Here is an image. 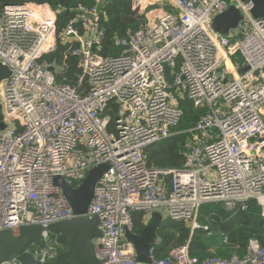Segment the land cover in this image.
<instances>
[{
	"label": "built area",
	"instance_id": "built-area-1",
	"mask_svg": "<svg viewBox=\"0 0 264 264\" xmlns=\"http://www.w3.org/2000/svg\"><path fill=\"white\" fill-rule=\"evenodd\" d=\"M106 1L80 6L61 34L67 55L79 60L78 87L60 82V66L46 58L58 39L50 5L6 4L0 12V64L11 70L0 88L7 125L0 129V231L18 235L25 225L73 219L55 177L79 186L91 169L109 163L85 214L99 220L100 264H264L257 239L243 256L200 258L186 244L165 257L151 248L150 260L141 261L123 238L132 211L145 219L159 211L195 229L208 202L234 210L255 199L264 210V18H254L250 0H167L172 10L118 39L120 55L103 56ZM141 1L132 0L133 8ZM232 5L242 20L223 35L213 19ZM234 55L243 59L240 70ZM168 68L176 70L170 77ZM180 98L207 108L190 130L185 163L150 166L145 148L175 133ZM50 234L43 231L45 248L31 247L43 262L59 249Z\"/></svg>",
	"mask_w": 264,
	"mask_h": 264
},
{
	"label": "trees",
	"instance_id": "trees-1",
	"mask_svg": "<svg viewBox=\"0 0 264 264\" xmlns=\"http://www.w3.org/2000/svg\"><path fill=\"white\" fill-rule=\"evenodd\" d=\"M14 3H38L51 6L57 16L58 39L55 50L46 54V58L60 66L58 77L60 82L78 87L82 75L78 65L79 60L75 56L67 55L70 44L62 40L61 34L67 24L76 17L78 8L92 7L95 5V0H0V12L6 4ZM101 22L106 31L100 54L120 55L123 49L116 44V41L144 28L148 23L147 11L134 9L132 0H108L101 6ZM232 59L239 70L243 68L244 62L240 55H234ZM167 71L170 77L176 70L168 68ZM179 102L183 116L174 129L175 133L145 148L150 166L182 168L185 163L184 152L187 150V143L193 137L190 130L206 114L207 108L196 107L188 98H180ZM74 186H77V183ZM245 205L244 209L238 206L234 210H227L221 202L205 203L201 206L198 215L201 227L195 229L187 221L166 218L158 230L160 240L151 248H154L157 257H165L173 249L186 244L189 245L191 256L200 258L230 257L232 254L243 256L251 239H257L264 246L263 207L255 199L249 200ZM131 216L132 231L140 234L144 228V213L132 211ZM50 236L52 241L56 239L52 233Z\"/></svg>",
	"mask_w": 264,
	"mask_h": 264
},
{
	"label": "water",
	"instance_id": "water-1",
	"mask_svg": "<svg viewBox=\"0 0 264 264\" xmlns=\"http://www.w3.org/2000/svg\"><path fill=\"white\" fill-rule=\"evenodd\" d=\"M250 1L253 3L251 13L254 18H264V0ZM241 20V10L232 5L213 19V28L226 35L236 28ZM247 69L244 68L243 71ZM10 75L11 70L0 64V84ZM6 126L0 102V129L4 130ZM109 165V163H103L95 166L77 187H74L63 176L55 177V183L63 188L77 216L70 220L51 223L47 227L25 225L21 227L18 235H15L12 230L0 231V264L14 260L21 264H100L94 244V240L102 235L99 220L97 217L89 218L85 214L94 197L96 184ZM164 220L165 216L161 212L155 211L148 217L147 222H144V228L140 234H136L126 227L123 238L134 245L139 260H150V249L155 242L160 240L158 230ZM45 229L56 236L59 245L66 247L65 250L57 253L54 261L43 262L31 251V247L34 245L40 248L46 247L43 238Z\"/></svg>",
	"mask_w": 264,
	"mask_h": 264
},
{
	"label": "crops",
	"instance_id": "crops-1",
	"mask_svg": "<svg viewBox=\"0 0 264 264\" xmlns=\"http://www.w3.org/2000/svg\"><path fill=\"white\" fill-rule=\"evenodd\" d=\"M139 10L141 12L147 11L148 20L153 22L158 16H161L165 11L172 10V9H171V6L168 4L167 0H142L141 1V7L139 8ZM155 12H156V14H155ZM147 220H148V218L145 219V223L147 222ZM124 240L126 241L125 238H124ZM127 242L132 246L133 250L137 254L134 245L129 241H127ZM58 246H59V249H58L57 253L59 251L66 249V247H64L63 245L58 244Z\"/></svg>",
	"mask_w": 264,
	"mask_h": 264
},
{
	"label": "rangeland",
	"instance_id": "rangeland-1",
	"mask_svg": "<svg viewBox=\"0 0 264 264\" xmlns=\"http://www.w3.org/2000/svg\"><path fill=\"white\" fill-rule=\"evenodd\" d=\"M145 12H146V11H145ZM158 17H159V16H158ZM158 17H157V18H158ZM157 18H156V19H157ZM156 19H155V20H156ZM155 20H154V21H155ZM148 22H152V21L148 20ZM4 84H5V83H2V85L0 86V88H2V87L4 86ZM0 101H1V100H0Z\"/></svg>",
	"mask_w": 264,
	"mask_h": 264
},
{
	"label": "bare ground",
	"instance_id": "bare-ground-1",
	"mask_svg": "<svg viewBox=\"0 0 264 264\" xmlns=\"http://www.w3.org/2000/svg\"><path fill=\"white\" fill-rule=\"evenodd\" d=\"M155 14H156V12H155ZM50 45H51V44H49L47 47H50ZM47 47H46L45 49H47ZM229 65H230V64H229Z\"/></svg>",
	"mask_w": 264,
	"mask_h": 264
}]
</instances>
